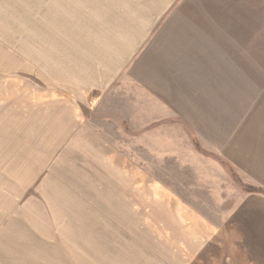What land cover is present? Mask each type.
<instances>
[{
	"label": "rangeland",
	"instance_id": "rangeland-1",
	"mask_svg": "<svg viewBox=\"0 0 264 264\" xmlns=\"http://www.w3.org/2000/svg\"><path fill=\"white\" fill-rule=\"evenodd\" d=\"M26 1L29 0H0V105L5 108L10 100L20 103L19 107L28 105L35 109L34 104L45 98L62 99L58 92L49 96L47 88L53 87L43 82L40 64L35 62L36 55H40L36 41H41L43 32L45 0H33L34 47L25 40L27 10L30 13L32 9ZM199 1L200 6L206 7L204 10L220 6L218 9L226 11L224 19L217 17L212 8L198 17L218 20L226 39L241 37V47L231 49H236V53L241 49L242 53L264 54V0ZM251 14L256 15L254 30L244 25ZM232 21L241 22V36L234 37ZM254 43L257 45L250 46ZM121 81L122 78L108 93L88 90L86 95L67 94L66 101H62L67 103L76 125L60 126L63 137L49 133L57 140L37 142L42 138L35 134L32 120L29 125L24 124L31 133L26 129L20 136L14 132L6 135V127L1 128L2 139L18 148L11 149L9 154L14 156L0 157L1 196L17 191L18 208L25 204L27 207V198L54 199L52 212L45 216L34 205L35 216L45 226L50 225L51 232L57 231L53 223L57 219L58 230L70 235L67 238L55 233L54 238L41 241L47 253L49 248L53 255L67 253L62 254L64 264L73 263L68 251L79 252L77 248L81 247L79 257L87 263L90 258H106L105 246L100 243L112 236L118 238L115 231L122 234L127 229L136 241L154 233L161 240L165 238L161 236L164 230L177 231V238H170L177 240L179 249L187 251V264H264V194L248 191L263 188L245 181L227 161L204 146L180 113L172 109L164 113L149 88L145 109L139 110L137 80ZM8 124L2 121L1 126ZM22 143H28L31 150L19 147ZM8 179L12 181L8 185L16 183L12 187L18 190L6 185ZM160 197L178 198L207 221L168 220L169 212H162L155 200ZM182 209L185 212L184 206ZM122 212L125 214H118ZM78 217L82 219L78 220L81 229L76 228ZM185 228L194 231L192 237L183 236L181 230ZM180 252L177 255L185 258Z\"/></svg>",
	"mask_w": 264,
	"mask_h": 264
},
{
	"label": "crops",
	"instance_id": "crops-1",
	"mask_svg": "<svg viewBox=\"0 0 264 264\" xmlns=\"http://www.w3.org/2000/svg\"><path fill=\"white\" fill-rule=\"evenodd\" d=\"M193 1L45 0L41 18L43 32L41 41H36L40 55H36L35 62L40 64L43 82L53 87L47 88L49 96L58 92L65 101L67 94L69 97L86 95L88 90L108 93L121 78L122 81L137 80L139 110L145 109L149 88L164 113L171 109L180 113L204 146L227 161L245 181L264 189V54L242 53L241 49L236 53L231 48L241 47V37H237L242 35L241 22H230L238 39H226L218 20L198 17L209 13L212 7L204 10L206 7L200 6L199 0L194 5ZM26 2L32 8L30 13L27 10V19L32 20H27L25 40L34 47L35 3ZM218 8L212 9L216 10L217 17L224 19L226 11ZM255 16L251 14L249 22L244 23L247 28H257ZM253 45L257 43L250 44ZM48 98L37 101L35 109L28 105L19 107L20 103L12 100L6 108L0 105L1 158L14 156L9 154L11 149L18 150L17 146L12 147L11 141L2 139L3 127L7 129L6 135L14 132L20 136L28 130L24 124L29 125L32 120L36 124L35 134L42 138L37 142H41L58 139L49 133L65 136L60 126L76 125L66 102ZM7 117L10 121H6ZM2 121L10 124L1 126ZM70 134L74 136V131ZM22 144L19 147L23 150H31L28 143ZM6 181L7 186L14 188L16 183L8 185L12 181ZM10 194L1 196L0 191V264H64L65 252L53 255L48 247L47 253L41 241L54 238L55 233L67 238L70 235L58 230L57 219L53 222L57 231L51 232L50 225L45 226L35 216L34 205L45 216L55 204L54 199L27 198V207L29 203L32 206L30 214L26 204L18 208L17 191ZM155 200L162 212H169L166 215L172 222L207 221L178 198ZM123 212L118 214L124 215ZM78 220L82 219L76 218V228L81 229ZM188 230H181L183 236L192 237L194 231ZM120 233L115 231L118 238L112 236L100 243L105 246L106 258H90L87 263L80 258L81 247L77 248L79 252L68 251L72 264H187V251L179 249L177 240L173 239L177 238V231L164 230L161 236L165 238L161 240L154 233L141 241L132 240L128 229ZM180 250L185 258L177 255Z\"/></svg>",
	"mask_w": 264,
	"mask_h": 264
},
{
	"label": "trees",
	"instance_id": "trees-1",
	"mask_svg": "<svg viewBox=\"0 0 264 264\" xmlns=\"http://www.w3.org/2000/svg\"><path fill=\"white\" fill-rule=\"evenodd\" d=\"M248 191H251V192H254V191H260V192H262L263 194H264V189H260V188H256V189H248Z\"/></svg>",
	"mask_w": 264,
	"mask_h": 264
}]
</instances>
